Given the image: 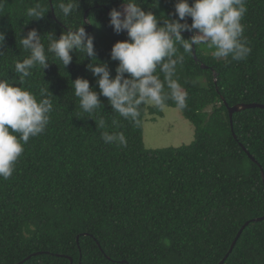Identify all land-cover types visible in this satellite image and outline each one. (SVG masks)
<instances>
[{
  "label": "trees",
  "instance_id": "trees-1",
  "mask_svg": "<svg viewBox=\"0 0 264 264\" xmlns=\"http://www.w3.org/2000/svg\"><path fill=\"white\" fill-rule=\"evenodd\" d=\"M59 2L0 0V79L20 83L15 62L30 53L19 41L35 28L49 66L33 68L21 86L38 100L46 89L53 104L46 130L24 146L12 177L0 178V264H219L227 254L223 264H264V219L256 220L264 216V109L241 110L232 119L228 109L264 104V0L246 3V59L217 60L204 45L195 46L196 59L178 46L184 61L173 78L188 94L180 110L194 125L195 139L164 148L144 144L145 117L163 111L141 105L136 127L101 96L95 119L106 126L97 128L72 87L83 77L99 92L90 58L73 52L66 68L47 52L50 37L85 26L114 77L119 62L111 60V49L128 37L113 30L109 13L122 0H71L77 6L67 17ZM38 3L46 16L36 20L26 10ZM137 3L167 20L176 0ZM165 103L177 107L171 99ZM104 131L123 132L127 147L105 144Z\"/></svg>",
  "mask_w": 264,
  "mask_h": 264
},
{
  "label": "clouds",
  "instance_id": "clouds-1",
  "mask_svg": "<svg viewBox=\"0 0 264 264\" xmlns=\"http://www.w3.org/2000/svg\"><path fill=\"white\" fill-rule=\"evenodd\" d=\"M246 3L247 0H193L191 3L190 0H176L174 12L164 20L158 19L155 12L145 10L137 0H122L121 7H114L109 13L113 30L118 34L126 31L128 37L117 41L111 49V60L119 62L114 77L109 63L98 59L94 37L85 26L75 30L69 28L59 38L50 37L47 52L54 54L66 68L72 62L73 52L84 53L90 58L87 68L96 77L99 92L87 78L78 77L72 81L84 113L95 119V113L102 105L100 97H107L114 112L139 127L141 105L164 111L166 100L171 99L177 107H187L188 94L178 79L173 78L177 65L184 61V55H178V46L189 55L194 46H207L214 49L212 55L217 60L247 58L251 48L243 36L245 25L242 23L247 12ZM76 6L71 0L68 3L60 0L58 4L64 17L69 16ZM26 14L39 20L46 16V9L38 3L28 8ZM184 31L192 33L190 38H184ZM4 41L5 34L0 32V48ZM19 43L30 53L22 61L15 62L20 83L16 85L0 79V178L4 180L12 177L30 138L46 130L53 111L46 89L40 90L38 100L34 93L21 86L25 78L32 75L33 68L39 66L45 70L49 66L42 36L33 28L22 36ZM159 73H163V81ZM165 85L168 93L164 91ZM95 121L97 128H105L103 118ZM112 124L120 126L116 119ZM101 138L105 144L115 143L121 147L128 144L123 132L104 131Z\"/></svg>",
  "mask_w": 264,
  "mask_h": 264
},
{
  "label": "rangeland",
  "instance_id": "rangeland-1",
  "mask_svg": "<svg viewBox=\"0 0 264 264\" xmlns=\"http://www.w3.org/2000/svg\"><path fill=\"white\" fill-rule=\"evenodd\" d=\"M195 139L194 125L180 108L167 107L162 115L147 114L144 121V144L147 148L179 147Z\"/></svg>",
  "mask_w": 264,
  "mask_h": 264
},
{
  "label": "water",
  "instance_id": "water-1",
  "mask_svg": "<svg viewBox=\"0 0 264 264\" xmlns=\"http://www.w3.org/2000/svg\"><path fill=\"white\" fill-rule=\"evenodd\" d=\"M51 1V0H50ZM52 10L54 12V9H53V6H52ZM193 53L197 59V54H196V50H195V46H194V49H193ZM203 67H206L205 65H203ZM250 108H263L264 109V104H259V103H250V104H244V103H239V104H236L234 106H228V109H229V113H230V117L232 119L233 115L235 112H239L241 110H246V109H250ZM244 149L247 151V149L244 147ZM249 157L253 160V161H256V159L254 158V156L249 152L247 151ZM262 178H263V181H264V170L262 169ZM264 219V216L260 217V218H256V220H263ZM249 222H246V224L242 227V229L239 231V233L237 234V237L235 239V241L233 242L232 246H231V249L229 251V253L233 250L235 244H236V241L237 239L240 237L243 229L245 228V226L248 224ZM228 257V254L225 256V258L223 260H221V262L219 264H223L225 262V259Z\"/></svg>",
  "mask_w": 264,
  "mask_h": 264
}]
</instances>
